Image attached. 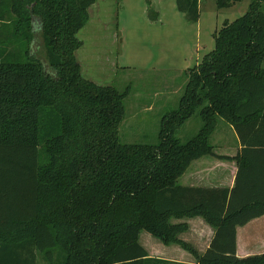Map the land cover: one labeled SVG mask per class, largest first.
I'll return each instance as SVG.
<instances>
[{
  "label": "trees",
  "instance_id": "16d2710c",
  "mask_svg": "<svg viewBox=\"0 0 264 264\" xmlns=\"http://www.w3.org/2000/svg\"><path fill=\"white\" fill-rule=\"evenodd\" d=\"M96 1L0 0V264H179L149 257L142 231L195 264H264L236 256L237 228L264 215V0L213 34L154 145L119 139L127 89L80 74L76 35ZM175 4L198 21L197 0ZM38 37L45 61L31 54ZM197 111L202 126L182 143L176 132ZM219 119L239 149L209 144ZM203 158L233 162L232 187L177 185ZM197 217L214 228L201 255L177 238L187 224L170 222Z\"/></svg>",
  "mask_w": 264,
  "mask_h": 264
},
{
  "label": "rangeland",
  "instance_id": "374dc122",
  "mask_svg": "<svg viewBox=\"0 0 264 264\" xmlns=\"http://www.w3.org/2000/svg\"><path fill=\"white\" fill-rule=\"evenodd\" d=\"M253 1L256 0H238L222 10L216 8L214 0L200 1V18L196 23L187 21L177 11L174 0H97L89 8V21L76 35L82 45L75 51V59L84 79L121 92L127 89L125 117L119 127L121 143L154 145L158 142L161 117L178 107L189 71L214 49L213 34L225 20L233 22L244 15ZM31 54L45 59L40 37L33 43ZM198 112L176 132L182 143L201 128ZM228 126L219 119L209 135L208 142L216 152L236 149L234 131ZM183 183L177 181V185ZM185 221V218L170 219L172 224ZM253 225L247 230L249 245L257 241V230H251ZM182 234L177 238L184 241L188 235ZM139 235L140 244L157 254L172 245L182 249L176 244L165 246L144 231ZM177 260L195 261L192 256ZM37 264L48 263L38 255Z\"/></svg>",
  "mask_w": 264,
  "mask_h": 264
},
{
  "label": "crops",
  "instance_id": "0c3cea01",
  "mask_svg": "<svg viewBox=\"0 0 264 264\" xmlns=\"http://www.w3.org/2000/svg\"><path fill=\"white\" fill-rule=\"evenodd\" d=\"M164 1V0H161ZM200 1L197 0L198 5ZM215 1V0H214ZM175 2V0H174ZM179 12V11H178ZM180 13V12H179ZM184 15L183 13H181ZM185 17V16H184ZM200 18V15H199ZM198 18V21H199ZM197 21V22H198ZM148 111L151 110L147 109ZM222 120V119H220ZM224 121V120H222ZM225 122V121H224ZM226 123V122H225ZM228 124V123H227ZM229 125V124H228ZM231 131H234L232 127L228 126ZM235 135V132H234ZM234 144L239 149V142L234 136ZM236 172V166L233 162L227 161H218L211 158H203L191 164L186 173L178 180L184 182L181 186H198V187H232L233 179ZM187 224L188 229L184 234L188 235L190 238H185L184 241L189 243L194 250L201 255L209 246V243L214 235V228L207 224L202 218H192L186 219L184 222ZM253 225L251 230H257V241L254 245L248 244V232L250 225ZM197 229L194 231V228ZM193 232V235H192ZM181 235V236H182ZM192 236V237H191ZM140 238V235H139ZM140 243V242H139ZM149 257L163 259L170 262H175L179 264H195V261L192 263H183L180 262L179 258L185 256H191L189 253L184 250L177 248V246L172 245V247H165L164 250H160L159 254L157 252L147 249L141 245ZM264 254V215L250 221L243 227L237 228L236 231V256L239 258H246L247 256H259ZM161 256V257H155ZM171 256H176L171 257ZM171 257V258H170ZM193 258V257H192ZM185 259V258H184Z\"/></svg>",
  "mask_w": 264,
  "mask_h": 264
}]
</instances>
